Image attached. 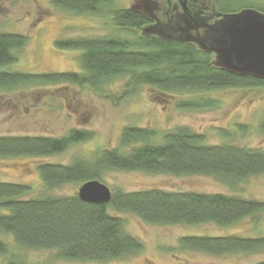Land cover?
I'll return each mask as SVG.
<instances>
[{"label": "trees", "instance_id": "trees-1", "mask_svg": "<svg viewBox=\"0 0 264 264\" xmlns=\"http://www.w3.org/2000/svg\"><path fill=\"white\" fill-rule=\"evenodd\" d=\"M52 1L54 7L75 14H108L115 28L132 35L56 41L58 45L81 50L80 71L29 74L2 69L15 62V51L25 46L27 36L0 32V91H11L16 96L24 90L46 86L63 90L78 87L113 99L108 88L122 77H128L126 87L134 90L147 86L157 93L150 99L160 100L173 97L172 93L264 88V80L215 67L213 55L194 45L141 34L140 28L149 24V18L134 9L112 8L115 0ZM219 1L221 13L233 12L228 8L233 0ZM164 3L176 4V0H164ZM244 7L264 12L250 3L241 9ZM215 103L197 98L181 100L177 107L204 108ZM260 127L264 132V122ZM93 137V131L80 128L69 129L59 136L0 135V157L47 158ZM93 159L91 162L76 157L68 164L43 161L35 169L47 190L70 182L81 185L92 179L101 181V172L105 170L210 175L227 186L264 174V150L232 143L207 144L203 135L184 127L162 133L152 128L124 127L119 147L98 150ZM31 191L28 184L0 181V233L11 236L13 242L0 238V256L5 257L7 264H28L12 245L17 249L48 250L54 260L64 262H103L136 254L141 251L142 243L125 231V221L116 215L119 212L131 213L154 225L211 222L226 226L264 211V202L222 193L157 188L134 192L116 190L108 203L95 204L82 201L77 193L25 197ZM180 244L189 250L218 255L258 250L264 247V237L187 236L181 238ZM255 264H264V261Z\"/></svg>", "mask_w": 264, "mask_h": 264}, {"label": "rangeland", "instance_id": "rangeland-1", "mask_svg": "<svg viewBox=\"0 0 264 264\" xmlns=\"http://www.w3.org/2000/svg\"><path fill=\"white\" fill-rule=\"evenodd\" d=\"M52 2L0 0V32L27 36L25 46L15 51V62L6 65L3 70L29 74L79 72L81 50L58 45L56 41L65 43L69 39L82 37L132 35L115 28L108 14H75L54 7ZM133 2L115 0L112 8H128ZM157 2L163 4L164 0ZM249 3L264 9V0H233L228 8L236 12ZM127 80L128 77H122L109 86L113 99L78 87L63 90L46 86L24 90L16 96L11 91H0V135L59 136L72 128L94 132L91 140L72 145L63 153L47 158L0 157V181L30 185L32 191L25 197L74 194L80 185L73 182L47 190L35 169L36 164L43 161L68 164L76 157L91 161L96 151L119 147L121 131L128 126L152 128L158 133L184 127L203 135L207 144L232 143L264 150V132L260 127L264 122V88H220L172 93L173 97L160 100L150 99L152 94L157 93L147 86L134 90L126 87ZM197 98L213 100L216 105L177 107V102L181 100ZM101 175V182L108 186L111 193L116 190L134 192L157 188L239 195L264 202V174L252 175L234 186L224 185L217 178L202 174L105 170ZM116 215L125 221V231L142 243L140 252L103 262H64L54 260L52 252L48 250L12 247L28 264H255L264 261V247L215 255L189 250L180 244L181 238L187 236L234 234L246 238L264 237V211L226 226L211 222L154 225L143 222L131 213L119 212ZM0 238L13 243L7 234L0 233ZM0 264H7L4 256H0Z\"/></svg>", "mask_w": 264, "mask_h": 264}, {"label": "water", "instance_id": "water-1", "mask_svg": "<svg viewBox=\"0 0 264 264\" xmlns=\"http://www.w3.org/2000/svg\"><path fill=\"white\" fill-rule=\"evenodd\" d=\"M184 1L181 2L183 9ZM136 3H144L148 9H153L157 0H134L129 8L133 9ZM143 14L148 17L146 13ZM190 21H197V18L189 15L188 22L178 19L156 20L152 26H145L142 34L192 42L197 49L213 53L214 66L233 74L264 80V12L243 8L236 12L221 13L212 24H203L205 34L195 38L186 34V26L190 25ZM77 195L82 201L95 204H106L111 199L108 186L96 179L82 183Z\"/></svg>", "mask_w": 264, "mask_h": 264}, {"label": "flooded vegetation", "instance_id": "flooded-vegetation-1", "mask_svg": "<svg viewBox=\"0 0 264 264\" xmlns=\"http://www.w3.org/2000/svg\"><path fill=\"white\" fill-rule=\"evenodd\" d=\"M182 1H184V0H176V4H171V5H168L167 3L165 4L164 2H163V4L157 2V4L154 5L153 9H151V8L148 9L146 7V4H144V3H136L133 6V9H135L136 11L146 13L148 15L149 24L147 26H152V24L156 20H158V21H170V20L178 19V20H182L184 22H188L189 15H191L194 18H197V21H190L188 23L190 25L186 26V28H187L186 34L188 36H192L193 38L205 34L206 29H205V27H202L203 24H206V23L212 24L215 20H217L220 17L221 12L218 9V7H220V5H219L220 1L219 0H186V1H184L185 2L184 3L185 12L184 13H187L188 15L183 13L184 9L182 8V5H181ZM213 2L215 3V5ZM132 4H131V6H132ZM174 11H175V13H174ZM225 12H227V11L225 10ZM172 13H174V14H172ZM144 27L140 28L141 29V31H139L140 33L142 32V29ZM173 42H179V41H173ZM180 43L194 45V43H192V42H180ZM205 52H207V51H205ZM208 53H211V52H208ZM211 54L213 55V53H211ZM213 61H214V55H213L212 62Z\"/></svg>", "mask_w": 264, "mask_h": 264}]
</instances>
